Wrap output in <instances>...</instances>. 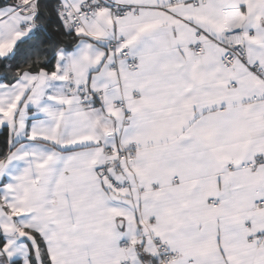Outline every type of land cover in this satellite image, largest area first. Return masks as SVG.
<instances>
[{
    "label": "snow or ice",
    "instance_id": "obj_1",
    "mask_svg": "<svg viewBox=\"0 0 264 264\" xmlns=\"http://www.w3.org/2000/svg\"><path fill=\"white\" fill-rule=\"evenodd\" d=\"M0 264H264V0H0Z\"/></svg>",
    "mask_w": 264,
    "mask_h": 264
},
{
    "label": "trees",
    "instance_id": "obj_2",
    "mask_svg": "<svg viewBox=\"0 0 264 264\" xmlns=\"http://www.w3.org/2000/svg\"><path fill=\"white\" fill-rule=\"evenodd\" d=\"M0 139H2V134H0Z\"/></svg>",
    "mask_w": 264,
    "mask_h": 264
}]
</instances>
